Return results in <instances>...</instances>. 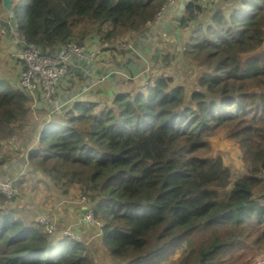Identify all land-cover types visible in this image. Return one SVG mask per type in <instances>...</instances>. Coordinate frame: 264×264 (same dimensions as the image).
<instances>
[{
    "label": "trees",
    "instance_id": "obj_1",
    "mask_svg": "<svg viewBox=\"0 0 264 264\" xmlns=\"http://www.w3.org/2000/svg\"><path fill=\"white\" fill-rule=\"evenodd\" d=\"M164 1L11 0L13 17L7 12L0 23L12 42L17 37L46 52L86 45L93 28L110 50L145 29ZM216 3L186 0L182 13L156 23L168 25L174 16L185 31L181 39L188 33L180 55L197 69L187 75L191 89L163 71L100 109L75 101L59 123L42 130L41 147L28 155L62 194L78 187L99 224L102 248L125 264H160L182 246L176 264H221L235 249L237 257L247 249L252 256L233 264H254L250 259L264 250V188L254 195L264 170V0L221 6L186 31ZM4 40L0 33L2 47ZM170 48H158L162 68L177 57ZM32 104L17 79L0 75V149L24 132ZM219 133L240 149L246 171L235 179L211 154ZM17 196L0 193V264H93L80 241L53 239L25 221L9 206Z\"/></svg>",
    "mask_w": 264,
    "mask_h": 264
},
{
    "label": "crops",
    "instance_id": "obj_2",
    "mask_svg": "<svg viewBox=\"0 0 264 264\" xmlns=\"http://www.w3.org/2000/svg\"><path fill=\"white\" fill-rule=\"evenodd\" d=\"M185 1L179 0V4L175 8V14L182 13L181 6L185 4ZM172 22L165 26L152 22L145 29L134 34L132 38L127 39L125 44L116 50L106 49V44L96 45L95 48L92 45L89 47L95 51L92 59L72 56L69 60L67 73L58 82L55 103L53 104L54 107H57L59 115H62L61 118L71 109L75 101L95 102L98 109H100L103 105H110L117 94L132 93L133 90H138L144 86L146 82L149 84L154 82L156 77L161 75L163 71L170 75L171 71H168L169 69H179L176 65L182 62L180 51L183 50L181 36L184 31ZM3 29H7V27L0 23V33L5 38L4 43L6 42L4 47L0 46V65H2L0 75L14 81L22 69L21 61L13 55L17 51L15 44L20 39L15 37L12 42L13 34L11 31L8 29L9 32L6 31L5 36ZM161 44H170V50H173L174 54L177 55L171 65L165 68L160 67V60H158V50L161 51L158 48ZM62 50L63 47L55 52H61ZM5 53L8 56H14L13 63L10 59L6 60V58L3 62L4 59L2 58L6 57ZM161 53L163 52L161 51ZM114 68L122 70L127 77L117 74L102 83L93 82L98 74L104 73V71L107 73ZM36 103H39V105L29 115L28 126L24 128L23 133L21 132L17 136L18 143L13 144L10 140L4 143L7 146L8 144L11 145V148H8L7 154L2 159L0 179L10 176L19 177L18 196L9 206L18 210L19 215L25 221H33L35 214L29 206V203H31L29 198L34 197L41 205L46 207L45 209L54 208L55 211H58L59 220L61 219L60 212L63 211L64 217H66L63 223L76 221L79 218L70 216L72 211L67 210L64 205H60L64 202V198L58 195L55 186L49 184L46 178L42 177V173L31 165L28 160L29 153L41 147L38 139L42 130L53 125V123L60 122V118L58 120L56 118L53 123L47 121L46 114L52 105L41 101V99H36ZM67 208L70 209L71 207L67 206ZM80 212H82V209Z\"/></svg>",
    "mask_w": 264,
    "mask_h": 264
},
{
    "label": "rangeland",
    "instance_id": "obj_3",
    "mask_svg": "<svg viewBox=\"0 0 264 264\" xmlns=\"http://www.w3.org/2000/svg\"><path fill=\"white\" fill-rule=\"evenodd\" d=\"M237 1L238 0H215V2L217 3L214 9H212L211 7L204 9V11L200 15H198L192 22H190V27L186 29V31H189L192 27L198 25V23L209 21L210 16L212 15L215 9L221 6L223 7L225 6L226 8H232L237 3ZM2 9L3 8H0V15L1 17H4V15L7 13V10L5 9L2 10ZM181 30L183 29L181 28ZM187 36H188V33L187 35L184 36L185 37L184 39L182 38L184 45L186 43ZM126 38L128 37H123L122 39L115 41V43L113 44V47H114L113 50L118 49L120 46H122ZM99 39H100V35L96 32V29L91 28L87 36L86 45L88 47H91L93 45L94 48L96 45L101 44L102 46V43H100ZM262 49H264V41L262 44ZM5 55L6 57L2 58L4 59L3 62L5 61V58H6V60L10 59L11 62L13 63V61L15 60L14 56H11V55L8 56L7 53H5ZM181 61L182 62L178 66L179 69L175 70L174 68L172 70L169 69L168 71H171L170 75L174 77L175 82H178V83L181 82L184 85H186V88L191 89V83L188 81L190 79L187 77V75L194 74V72L192 71H196L197 69L190 67L186 63L184 57H181ZM2 64L4 65V63ZM1 73H2V65H0V74ZM145 85L148 86L149 83L146 82ZM9 140L13 144L18 143L16 136L13 137V139H9ZM210 145H211V154L213 156H220L223 160V163L230 166L233 172L232 179H235L236 177L243 175L245 173L246 170H245V167H243L241 163V152H240L239 147L234 142L227 139L223 133H219L214 138H212L210 141ZM10 146L11 145L9 144L8 146L5 145L4 155L7 154L9 150L8 148H11ZM42 177L44 176L42 175ZM46 181H49V180L46 179ZM77 188L78 187L76 186L72 187L69 190V192L66 194H62L60 189L58 188L55 189L58 195L64 198V202H62L60 205H64L67 210L72 211L70 216H75L79 218L76 221L74 220L71 222L66 221L65 223H63V220H65L66 217H64V212L61 211L60 212L61 222H60L58 211H55L54 208L45 209L46 207L44 205H41L40 202H38L34 197L29 198L31 202L29 203V206L34 211L35 215H37L38 213H44V215L54 223L55 228L60 227V229L57 231V232H60L58 233L59 235L70 234V235H74L78 237V239H81L82 242L81 241L80 242L85 247L84 253L88 254L90 259L93 261V264H125L123 263V261L114 259L111 256L107 255L106 250L102 248L101 234L97 229L98 225L97 223L94 222L93 218L91 217V214H88L89 219L86 217V214H85V211L90 209V206H89L90 204L88 203L87 198L81 195V193L79 192ZM263 188H264V181H262L257 186V188L255 189L254 195L256 196V192L259 189H263ZM67 206H70L71 208L69 209L67 208ZM81 209H82V212H80ZM81 221L82 223L80 224L79 222ZM74 222L77 223V225ZM60 237H64V236L53 237V239H57ZM68 237L76 239L73 236H68ZM262 244L264 245V240ZM183 249H184V246H182L179 250H177L173 255H169V257L161 261L160 264H176L179 259L180 254H182L183 252ZM238 252H239V249H235L234 252L230 251L224 254L221 258L223 259V262L221 264H233L232 262L236 260L238 262L241 261L244 263L245 262L248 263V259L252 256V253L250 254L251 252L250 249L246 250L247 255L245 257L242 254H240V256L237 257ZM253 260L250 259V261L254 264H257V263L264 264V250L261 251L260 254H256Z\"/></svg>",
    "mask_w": 264,
    "mask_h": 264
},
{
    "label": "built area",
    "instance_id": "obj_4",
    "mask_svg": "<svg viewBox=\"0 0 264 264\" xmlns=\"http://www.w3.org/2000/svg\"><path fill=\"white\" fill-rule=\"evenodd\" d=\"M178 2L179 0H165L157 10L152 22L163 24L168 23L170 19V13L175 11L176 6L179 4ZM152 22H148L147 24ZM6 23L10 24L9 22ZM15 45L17 46V51L14 52L13 55L17 57L22 63V69L17 77V81L20 87L28 91L30 96L33 98L32 108L34 103H36L37 94H39L41 101L52 105L46 114V118L48 123H53L56 118L58 120L60 117L57 107L53 106L55 103L58 82L67 73L70 58L72 56H77L82 59H92L95 55V51L89 48L87 45L80 46L75 43H69L63 47L61 52H46L27 44L22 39L18 40ZM117 74L127 77V75L122 70L114 68L107 73L104 71V73L98 74L93 82L102 83L103 81H107ZM5 142L6 141L2 143L3 145L0 149V161L4 157ZM259 176L261 182L264 181V170L259 173ZM18 181V176H10L5 179H0V193L3 194L7 199L13 198L19 193ZM85 214L88 219V214H91L92 217L90 209L85 211ZM33 220L38 225L41 224L40 226L43 227L44 232L50 237L73 236L78 239V237L70 234L59 235L58 233L60 232L57 231L60 229V227L55 228L54 223L49 218H47L44 213H38L34 216ZM79 223H82V221ZM75 224L77 225V223ZM97 225L99 227V224ZM78 240L81 241V239Z\"/></svg>",
    "mask_w": 264,
    "mask_h": 264
},
{
    "label": "water",
    "instance_id": "obj_5",
    "mask_svg": "<svg viewBox=\"0 0 264 264\" xmlns=\"http://www.w3.org/2000/svg\"><path fill=\"white\" fill-rule=\"evenodd\" d=\"M1 6L5 10H7L8 16L13 17V11L11 9V0H1ZM13 26H14V23H13ZM13 26H11V27H13ZM15 26L17 27V24ZM16 34H17V32H16ZM37 105H39V103H34L33 108L35 109ZM241 205H243V204L240 203V204L236 205V207H239ZM231 208H233V207H231ZM203 259L204 258H201L202 261H203Z\"/></svg>",
    "mask_w": 264,
    "mask_h": 264
},
{
    "label": "clouds",
    "instance_id": "obj_6",
    "mask_svg": "<svg viewBox=\"0 0 264 264\" xmlns=\"http://www.w3.org/2000/svg\"><path fill=\"white\" fill-rule=\"evenodd\" d=\"M34 221V220H33ZM57 239H60V238H57Z\"/></svg>",
    "mask_w": 264,
    "mask_h": 264
}]
</instances>
